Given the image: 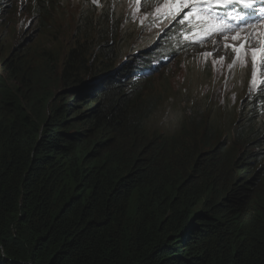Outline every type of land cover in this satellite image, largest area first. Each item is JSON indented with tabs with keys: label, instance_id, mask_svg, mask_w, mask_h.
<instances>
[{
	"label": "trees",
	"instance_id": "obj_1",
	"mask_svg": "<svg viewBox=\"0 0 264 264\" xmlns=\"http://www.w3.org/2000/svg\"><path fill=\"white\" fill-rule=\"evenodd\" d=\"M37 1L53 25L62 4ZM86 25L100 30L93 10ZM80 48L58 93L22 61L0 63V264H264V92L244 105L235 137L248 152L236 158L216 132L208 145L207 131L186 143L147 135L124 68L78 88Z\"/></svg>",
	"mask_w": 264,
	"mask_h": 264
},
{
	"label": "rangeland",
	"instance_id": "obj_2",
	"mask_svg": "<svg viewBox=\"0 0 264 264\" xmlns=\"http://www.w3.org/2000/svg\"><path fill=\"white\" fill-rule=\"evenodd\" d=\"M30 1L32 0H14V7L11 4L5 8L0 7V63L6 61L17 65L22 61V66L36 77L37 74L45 75L47 80L55 81L57 93L63 89L60 78L67 56L77 46L81 47L77 71V78L81 83L77 87L89 88L107 74L110 66L114 72L130 53L135 54L153 46L158 34L171 22L169 18L185 7L171 3L172 8L166 14L165 21L155 25L147 5H142L141 12H137L136 21L133 22L132 18L127 20L130 3L136 6L138 0H96L93 9L85 5L88 1L92 5L93 0H65L64 5L53 10L55 23L45 28V22L37 19L33 13ZM205 5L207 10L212 7L206 3ZM192 6L184 10L181 17L189 12L188 25L192 26L193 31L184 38H195L194 50L160 68L144 86L140 97L134 100H142V107H147L149 112L144 123L147 135L161 134L175 142L184 137L180 142L186 143L194 139L199 141L200 135L207 131L204 145H208L216 132L220 142L227 145L236 141L235 133L240 129L238 118L241 104L252 91L251 84L255 78L250 53L245 52L240 59L241 52H234L232 47L243 45L242 48H246V40L251 34L241 31L236 39L223 41L234 31L223 30V22L218 18L205 14V9H191ZM157 7H153V10ZM85 10H94L95 17L100 22L98 33L95 26L79 27L78 21ZM148 16L149 21L143 30L138 19ZM87 19H91V16L88 15ZM203 22L204 25L200 28ZM112 26L115 34L117 33V40L113 43L112 40H105ZM257 32L252 41L256 38L254 48L258 49L264 31L257 29ZM88 33L96 34L95 44L92 46L84 45ZM227 42L229 51L225 49ZM108 43L112 47L111 54L119 56L115 64H104L105 61L100 59L104 48L96 50L99 45L105 47ZM214 43L216 44L213 45ZM212 50L214 53L211 55ZM222 53L226 54L225 59L220 57ZM99 66L100 69H97ZM139 92L136 90L133 94ZM102 102L103 105L106 104V101ZM79 108L84 112L85 103ZM89 111L84 112L82 117ZM240 145L241 142L230 145L236 158L248 152L247 148Z\"/></svg>",
	"mask_w": 264,
	"mask_h": 264
},
{
	"label": "clouds",
	"instance_id": "obj_3",
	"mask_svg": "<svg viewBox=\"0 0 264 264\" xmlns=\"http://www.w3.org/2000/svg\"><path fill=\"white\" fill-rule=\"evenodd\" d=\"M14 0H10L7 4L8 5H12L14 7ZM70 0H67V2H69ZM1 2V0H0ZM55 2L60 3L62 5H64L65 0H55ZM91 1L85 2V5H87L88 7H90L91 9H93V6H96V3H90ZM165 2V0H138L137 1V5L135 6L133 3H130V13L128 14V19L132 18V21H136V16H137V12H141V8L142 5H147V7L150 10V13H152V17H153V23L156 24H160L163 23L166 19V14L168 13V11H170V9L172 8L171 3L168 2L167 0V5H163ZM38 3L37 0H32L30 1L31 6H33V8L36 6V4ZM159 3H162L160 6H158ZM202 2L197 3V4H192V8L194 7H198L200 8ZM4 4V7L1 5L0 3V7L5 8L7 7ZM158 6V7H157ZM191 5L185 6L182 9L178 10L173 16H171L169 19L175 20L177 19L178 15L182 14L184 9L189 7ZM153 7H157L155 10H153ZM207 6L205 5L203 7L202 10L205 9V14H208V16H213L215 18H219V16H221V10L222 9H227L228 13L234 10V5H228V6H220V5H212V7L210 9H206ZM94 11V10H93ZM144 11V10H143ZM84 12H89L88 10H85ZM81 18L79 19L78 23H79V27H85V26H80V22L82 20L83 14ZM202 12V11H201ZM33 13L36 15L37 19L41 20V21H46V16L44 17L42 13L39 14V12L37 10L33 9ZM187 15L189 14V12L186 13ZM106 15L109 18V11H106ZM150 15V14H149ZM223 15V14H222ZM110 16L112 17V15L110 14ZM94 17H95V13H94ZM149 17L147 18H140L138 19V24L139 26H141V28L143 30H145L146 28V23L149 21ZM96 18V17H95ZM97 20V19H96ZM98 21V20H97ZM171 22H169V24H167L162 32H160L158 34V38L157 41L155 42V44H153V49H143L142 51H139L138 53H130L126 60L123 61L118 68H124L126 73H125V77H126V82L128 83V88L131 91L132 96L137 97L140 96L143 93L144 86L149 83V80L152 79V76L163 66L167 65L170 61L174 60L177 57H180V54L184 51L181 48V45H179L177 43V40L175 37L176 34L173 33L174 29L175 31H180L183 30L184 28L188 27V24L186 25H175L172 27L169 26ZM204 25V22L201 24L200 28ZM227 25H231L234 31L231 35H228L226 38L223 39V41H227L230 38H234L237 37L238 33L241 31H244L245 33H249L251 34V39L249 37V39L246 40V44L247 47L246 48H241L240 50V59L244 56L245 52L250 53L251 58H253L252 56V52L253 49L256 50V57L255 60H253L254 62V69H255V78L252 81V91L250 92L249 95H247L245 97V99L242 101L241 104V109H240V116L241 117V113L242 110L244 108V105L249 102V99L252 100L253 97H256L258 95H260L261 93L264 92V61H263V65L258 67L256 66L257 63V59H258V52L260 50V44L264 42V33H262L261 38L259 40L258 43V49L254 48L255 46V42L256 38L254 41H252V38H254L258 32L257 29H261L262 32L264 31V17H259V18H254L252 20H249V18H244L243 20H234V19H230V21L227 23ZM86 27H90L87 26ZM171 31H170V30ZM151 32H154L153 30H150ZM112 37L114 38V41L117 40V33L115 34V29L113 28V26L110 29L109 32V40H112ZM167 42H170V50L164 55L161 52V45L165 44ZM216 43H214L213 45H215ZM228 44V42H227ZM225 45V44H224ZM229 45V44H228ZM226 46V45H225ZM238 48H240V46H238ZM225 49L227 51H229L228 47H225ZM246 49V50H244ZM145 50V54H147L148 56L145 55V57L143 59L140 58V53H142ZM214 50V49H213ZM211 51V55L214 53V51ZM118 54V52H117ZM187 54V53H186ZM102 56V55H101ZM153 56H156L158 59L163 60L162 63H157L156 60L153 59ZM220 57H223V59L226 58V54L222 53L220 54ZM119 58V56H113L112 58V62L115 64L117 62V59ZM101 61H102V57H100ZM233 61V59L231 60ZM87 66V65H86ZM115 67V65H114ZM160 67V68H158ZM113 68H110L108 77H110L112 74L114 75V72L117 71L115 70L114 72H112ZM257 71V72H256ZM140 91L138 94H133L134 91ZM249 98V99H248ZM258 109H259V116H258V121L254 124L255 127H257V130L260 134V138H264V104H260L258 105ZM238 118V120H239ZM236 135V133H235ZM237 140V138H236ZM236 142V141H235ZM229 145H232L233 143H227Z\"/></svg>",
	"mask_w": 264,
	"mask_h": 264
},
{
	"label": "snow or ice",
	"instance_id": "obj_4",
	"mask_svg": "<svg viewBox=\"0 0 264 264\" xmlns=\"http://www.w3.org/2000/svg\"><path fill=\"white\" fill-rule=\"evenodd\" d=\"M96 0H93V3H95ZM169 3H177L182 4L184 6L197 4L200 2H204L208 5H220V6H228V5H237L239 6L238 9H234L233 11L227 13L229 18L234 20H243L246 13L244 12V9L248 10H255L256 3H262L264 4V0H168ZM260 12L264 13V8L259 9ZM223 30H234L231 25L224 24ZM237 37H234L236 39ZM225 47H230L229 45H226ZM243 45H241L240 48L232 47V50L234 52L239 53ZM207 55V54H206ZM253 60H255L256 57V50L253 49L252 52Z\"/></svg>",
	"mask_w": 264,
	"mask_h": 264
},
{
	"label": "bare ground",
	"instance_id": "obj_5",
	"mask_svg": "<svg viewBox=\"0 0 264 264\" xmlns=\"http://www.w3.org/2000/svg\"><path fill=\"white\" fill-rule=\"evenodd\" d=\"M10 0H1V5L4 7V4H5V6H7V4H8V2H9ZM112 39L114 40V38L112 37ZM121 78H118L116 81H113V83H111V85H116V84H118V82H119V80H120ZM111 85H108V87H110ZM108 90H110V89H108ZM119 91H122V88L120 87V86H118V85H116L113 89H112V91H110V92H113V93H111V96H114L117 92H119ZM110 95V94H109Z\"/></svg>",
	"mask_w": 264,
	"mask_h": 264
}]
</instances>
